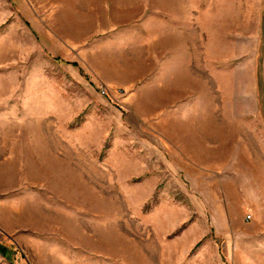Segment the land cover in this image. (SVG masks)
<instances>
[{
    "label": "rangeland",
    "instance_id": "374dc122",
    "mask_svg": "<svg viewBox=\"0 0 264 264\" xmlns=\"http://www.w3.org/2000/svg\"><path fill=\"white\" fill-rule=\"evenodd\" d=\"M0 242L264 264V0H0Z\"/></svg>",
    "mask_w": 264,
    "mask_h": 264
},
{
    "label": "trees",
    "instance_id": "16d2710c",
    "mask_svg": "<svg viewBox=\"0 0 264 264\" xmlns=\"http://www.w3.org/2000/svg\"><path fill=\"white\" fill-rule=\"evenodd\" d=\"M0 251L3 253V254H6L10 251V248L7 247L5 244H3L2 242H0Z\"/></svg>",
    "mask_w": 264,
    "mask_h": 264
},
{
    "label": "built area",
    "instance_id": "2783aa9c",
    "mask_svg": "<svg viewBox=\"0 0 264 264\" xmlns=\"http://www.w3.org/2000/svg\"><path fill=\"white\" fill-rule=\"evenodd\" d=\"M248 217H249V215H248Z\"/></svg>",
    "mask_w": 264,
    "mask_h": 264
}]
</instances>
